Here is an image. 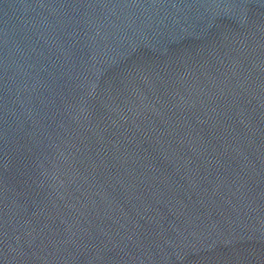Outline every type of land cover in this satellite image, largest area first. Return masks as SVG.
Masks as SVG:
<instances>
[{"label":"water","instance_id":"95a60500","mask_svg":"<svg viewBox=\"0 0 264 264\" xmlns=\"http://www.w3.org/2000/svg\"><path fill=\"white\" fill-rule=\"evenodd\" d=\"M0 264H264V0H0Z\"/></svg>","mask_w":264,"mask_h":264}]
</instances>
